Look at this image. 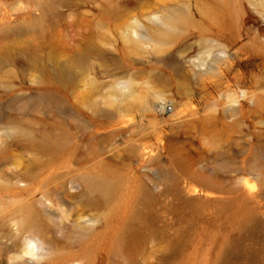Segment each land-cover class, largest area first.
<instances>
[{
    "label": "rangeland",
    "instance_id": "374dc122",
    "mask_svg": "<svg viewBox=\"0 0 264 264\" xmlns=\"http://www.w3.org/2000/svg\"><path fill=\"white\" fill-rule=\"evenodd\" d=\"M0 264H264V0H0Z\"/></svg>",
    "mask_w": 264,
    "mask_h": 264
},
{
    "label": "bare ground",
    "instance_id": "6f19581e",
    "mask_svg": "<svg viewBox=\"0 0 264 264\" xmlns=\"http://www.w3.org/2000/svg\"><path fill=\"white\" fill-rule=\"evenodd\" d=\"M158 20L161 21V24L164 25V29L159 31L158 39L161 44H168L173 40H177L181 33L182 29L184 28V25H187V22L189 20L188 16L182 14V13H174L171 14V16L166 17H158ZM198 68H202L203 64H197L193 63ZM200 72H203L202 69ZM89 186L93 189H98L102 191L106 195H110L112 193V190L114 189V184L106 179H89L88 181ZM28 246L26 249H24V255L21 256V260L23 263H28V261H32V259H40L42 256L41 247L36 241V239L30 238L28 240ZM43 251V250H42Z\"/></svg>",
    "mask_w": 264,
    "mask_h": 264
},
{
    "label": "built area",
    "instance_id": "2783aa9c",
    "mask_svg": "<svg viewBox=\"0 0 264 264\" xmlns=\"http://www.w3.org/2000/svg\"><path fill=\"white\" fill-rule=\"evenodd\" d=\"M164 111H165V112L171 111V107H170V106L165 107V108H164Z\"/></svg>",
    "mask_w": 264,
    "mask_h": 264
}]
</instances>
